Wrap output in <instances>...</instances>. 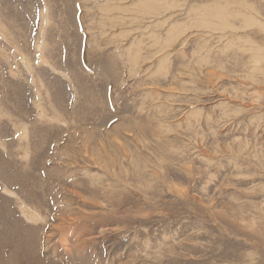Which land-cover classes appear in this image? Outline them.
<instances>
[{
	"label": "rangeland",
	"instance_id": "1",
	"mask_svg": "<svg viewBox=\"0 0 264 264\" xmlns=\"http://www.w3.org/2000/svg\"><path fill=\"white\" fill-rule=\"evenodd\" d=\"M0 264H264V0H0Z\"/></svg>",
	"mask_w": 264,
	"mask_h": 264
},
{
	"label": "bare ground",
	"instance_id": "2",
	"mask_svg": "<svg viewBox=\"0 0 264 264\" xmlns=\"http://www.w3.org/2000/svg\"><path fill=\"white\" fill-rule=\"evenodd\" d=\"M146 8H148V7H146ZM146 8H144V10L146 9ZM152 8V7H151ZM227 10V9H226ZM151 13V12H150ZM249 17V16H248ZM174 26V25H173ZM172 26V27H173ZM175 26H177V25H175ZM174 28V27H173ZM176 28V27H175ZM170 29V28H169ZM171 30V29H170ZM167 33H168V31H167ZM170 33V32H169ZM172 34V33H171ZM133 55V54H132ZM135 58V57H134ZM40 114H42L41 112H40ZM32 216V215H31ZM30 219V218H29Z\"/></svg>",
	"mask_w": 264,
	"mask_h": 264
}]
</instances>
